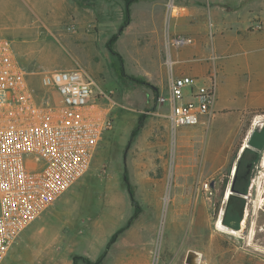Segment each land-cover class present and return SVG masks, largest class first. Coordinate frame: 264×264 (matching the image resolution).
<instances>
[{
	"label": "rangeland",
	"instance_id": "1",
	"mask_svg": "<svg viewBox=\"0 0 264 264\" xmlns=\"http://www.w3.org/2000/svg\"><path fill=\"white\" fill-rule=\"evenodd\" d=\"M166 1L170 8L173 0ZM142 2L153 4L152 0ZM133 4L127 26L132 14L142 12ZM150 18L158 21L159 10L154 9ZM124 19L125 5L120 0H82L76 9L59 16L58 22L8 26L7 38L33 85L44 71L82 69L116 105L110 110L113 126L103 135L86 174L20 235L2 264H115L129 249L122 240L124 234L137 223L141 225L140 239L133 241L131 248L148 264H185L191 250L200 253L199 264H264V109L209 117L193 137L197 142L194 199L172 205L169 198L179 135L171 132L169 124L167 138L163 132L159 136L140 134L143 128H160L164 119L158 115H166L152 89L166 95L165 86L161 88L157 80L162 71L169 74L168 49L159 48V40L133 39L130 33L120 37L127 28L119 34ZM114 35L118 37L112 50L119 58L107 48ZM140 119L142 127L132 135ZM145 144H150L151 150L155 146L165 149L164 160L144 159L146 168L130 166L126 159L131 147L138 146L136 152L140 153ZM244 145L249 149L240 169L244 170L243 164L252 156L251 149H258L261 177L246 200L250 202L243 228L236 211L223 215V224L239 231L234 235L219 230L216 221ZM200 177L212 179L208 193L196 190ZM244 181L234 180L236 193ZM181 202L187 211L175 216L173 210L175 206L180 209Z\"/></svg>",
	"mask_w": 264,
	"mask_h": 264
},
{
	"label": "built area",
	"instance_id": "2",
	"mask_svg": "<svg viewBox=\"0 0 264 264\" xmlns=\"http://www.w3.org/2000/svg\"><path fill=\"white\" fill-rule=\"evenodd\" d=\"M188 43L165 40L168 50ZM166 64V95L156 102L166 108L174 133L211 116L215 85L173 77L170 57ZM37 84L28 80L11 41L0 38V264L20 235L86 174L113 126L116 103L84 70L44 71ZM201 189L208 193L210 183Z\"/></svg>",
	"mask_w": 264,
	"mask_h": 264
},
{
	"label": "crops",
	"instance_id": "3",
	"mask_svg": "<svg viewBox=\"0 0 264 264\" xmlns=\"http://www.w3.org/2000/svg\"><path fill=\"white\" fill-rule=\"evenodd\" d=\"M80 1L0 0V38L8 39L9 25L28 21L33 25L58 22L59 16L67 15L72 8L76 9ZM152 1L153 4L149 5L143 4L142 0L134 2L132 7L139 5L136 10L142 9L141 15H131V22L120 37L130 33L133 39L159 40L162 50L166 48L168 36L187 39V45L167 50L172 61L171 75L191 77L197 84L215 85V103L210 118L215 113L227 115L239 112L242 115L247 111L264 109V0H173L170 8L166 0ZM154 9L160 12L158 21L150 18ZM254 26L260 29H253ZM169 74L162 71L158 76L161 88L165 86L166 89ZM158 116L164 119L161 127L143 128L140 133L143 137L152 133H158L159 136V132H163L167 138L168 120L165 115ZM208 120L206 117L201 118L198 125L180 127L174 132L179 138L175 145L172 193L169 198L172 205L174 202L177 205V201L194 199V144L197 145V142H193V137L199 133V128L205 127ZM149 145L145 144V149L140 153L136 152L138 146L131 147L126 159L130 166L146 168L148 166L144 159L164 160L166 150H162L161 146L151 150ZM131 152L136 156L133 157ZM146 178H149V174ZM205 180L200 177L197 183L209 182L213 188L212 179ZM201 184L196 190L205 194ZM184 207L181 202L180 209L175 206L173 214L186 213L187 208ZM140 228L141 225L137 223L127 229L122 240L129 245V249L115 264H148L147 260L135 255L131 248V243L140 239ZM147 230L151 231V228Z\"/></svg>",
	"mask_w": 264,
	"mask_h": 264
},
{
	"label": "flooded vegetation",
	"instance_id": "4",
	"mask_svg": "<svg viewBox=\"0 0 264 264\" xmlns=\"http://www.w3.org/2000/svg\"><path fill=\"white\" fill-rule=\"evenodd\" d=\"M247 149H249V147L242 146L240 154L237 157V162H236L237 169L236 172L234 173L235 182H237V180L239 181L245 180L244 182L247 183L245 187V192H240L238 196H233L230 198L227 204L226 212L229 210L230 213H233L234 211H236L237 213L242 206L246 211L248 203L250 202V201L247 202L246 200L249 199L248 197L250 198L252 197L251 190H253L257 182V177H261L259 176L258 173V161H259L258 157L260 156L261 152L258 149H251L253 151L252 156L249 157L247 161L243 164L244 170L240 169ZM249 180L251 181V183L250 186L248 187Z\"/></svg>",
	"mask_w": 264,
	"mask_h": 264
},
{
	"label": "trees",
	"instance_id": "5",
	"mask_svg": "<svg viewBox=\"0 0 264 264\" xmlns=\"http://www.w3.org/2000/svg\"><path fill=\"white\" fill-rule=\"evenodd\" d=\"M120 1H122V2L124 3V5H125V19H124V21H123V23H122V25H121V27H120L119 34L122 32V29H123L124 27H126L127 24H128V22H129V6H130L132 3H134L135 0H120ZM117 37H118V35H114V36L111 37V38L109 39V41L107 42V48H108V50H109L110 52H112V54L115 55V56H117V54L112 50V45H113V43L115 42V40L117 39ZM117 57H118V56H117ZM118 58H119V57H118ZM120 71H121V74H123V70H122L121 68H120ZM123 75H124V74H123ZM124 76H125V75H124ZM131 79H132V78H131ZM132 80L135 81V82H137V83H141V81H139L138 79H132ZM152 90H153V94H154V96L157 97V95H158V91H157V89L153 88ZM141 120H142V119L139 120V122H138V124H137V127L135 128V131L132 133V135L136 134V130H139V129L142 127V122H141ZM246 185H247V183H244L243 187H242V186H239V189H238V188L236 189V187H234V188H235L239 193H240V192H245V187H246ZM129 193H130V192H129ZM224 216H226V213H225ZM237 221H238V219H237ZM223 222H225V217H224V219H223ZM117 234H118V233H116V234L113 236V238H112V240L110 241L109 244L113 243V241H114L115 238L117 237ZM87 264H96V263H90V262H88Z\"/></svg>",
	"mask_w": 264,
	"mask_h": 264
},
{
	"label": "water",
	"instance_id": "6",
	"mask_svg": "<svg viewBox=\"0 0 264 264\" xmlns=\"http://www.w3.org/2000/svg\"><path fill=\"white\" fill-rule=\"evenodd\" d=\"M236 169H237V166H235V168H234V173L236 172ZM234 178L235 177H234V174H233L232 181H231V183L229 184V187H228V190H229L230 194L227 195V196L224 195L225 196V205H224V209H223V215L226 212L227 204H228V201L230 200V198L233 197V196H238V193H236L234 191V189H233ZM244 214H245V210H244V207L242 206L239 209V211L237 212V219H238L239 223L241 222V220H243ZM221 222L223 223V216L221 218ZM200 258H201L200 253L192 251V250L188 251L186 256H185V264H199Z\"/></svg>",
	"mask_w": 264,
	"mask_h": 264
},
{
	"label": "bare ground",
	"instance_id": "7",
	"mask_svg": "<svg viewBox=\"0 0 264 264\" xmlns=\"http://www.w3.org/2000/svg\"><path fill=\"white\" fill-rule=\"evenodd\" d=\"M254 125V124H253ZM246 144V143H245ZM247 145V144H246ZM246 145H244L243 147H246ZM230 192L229 190L227 189L226 190V193L225 195H229ZM245 215H246V212H245ZM246 217V216H244ZM243 225H244V220L241 221V228H243ZM216 227L221 230V231H224V232H228L230 234H234V235H237L239 234V231H235V230H232L230 228H228L227 226H225L222 222H221V218H219L217 221H216Z\"/></svg>",
	"mask_w": 264,
	"mask_h": 264
}]
</instances>
